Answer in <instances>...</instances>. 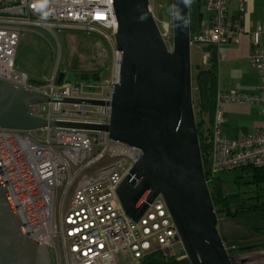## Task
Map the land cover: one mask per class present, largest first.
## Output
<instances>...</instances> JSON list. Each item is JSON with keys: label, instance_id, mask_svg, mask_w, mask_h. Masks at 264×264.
I'll return each instance as SVG.
<instances>
[{"label": "built area", "instance_id": "obj_1", "mask_svg": "<svg viewBox=\"0 0 264 264\" xmlns=\"http://www.w3.org/2000/svg\"><path fill=\"white\" fill-rule=\"evenodd\" d=\"M198 1L202 17L208 19L200 20L199 30L190 35V45L213 47L220 63L226 58L222 47L237 43V36L244 33L240 14L235 22L228 20V5L236 1L242 13V4L248 0ZM148 5L166 49L171 52V21L157 19L153 0H148ZM27 29L49 34L72 30L108 41L116 31L111 0H0V81L51 98L110 101L119 72L120 53L115 47L116 69L107 84L64 80L57 85V68L50 73L48 84L32 83L28 75L16 69L14 60L20 34ZM209 58L204 51V66ZM247 58L259 75L257 94L216 89L205 173L207 186L226 171L264 169V130L233 140L221 133L226 122L223 104H258L264 114V46L252 43ZM109 111L107 106L47 103L37 105L33 115L73 125L106 126ZM37 132L40 134L0 129V176L6 191L12 192L9 200L28 239L44 247L50 259L53 256L56 264H140L153 253L162 257L183 254L181 258H186L179 240H173L177 231L160 196L147 205L138 222L124 214L117 188L140 158L138 148L111 141L99 131L47 128ZM28 221L33 224L28 225ZM224 249L231 264H264V248L239 253L225 243Z\"/></svg>", "mask_w": 264, "mask_h": 264}, {"label": "water", "instance_id": "obj_2", "mask_svg": "<svg viewBox=\"0 0 264 264\" xmlns=\"http://www.w3.org/2000/svg\"><path fill=\"white\" fill-rule=\"evenodd\" d=\"M111 5L120 60L110 101L51 98L0 81V129L99 131L111 141L138 148L140 158L117 188L124 214L138 222L147 205L160 196L177 231L173 240H179L189 264H231L225 241L247 242L254 234L241 223L218 221L205 181L193 111L190 6L170 0L169 52L148 0H111ZM176 10L187 19L185 27L173 23ZM63 79L60 73L57 85ZM47 103L107 106L109 123L73 125L33 115L37 105ZM0 264H48L46 249L28 239L1 176Z\"/></svg>", "mask_w": 264, "mask_h": 264}, {"label": "rangeland", "instance_id": "obj_3", "mask_svg": "<svg viewBox=\"0 0 264 264\" xmlns=\"http://www.w3.org/2000/svg\"><path fill=\"white\" fill-rule=\"evenodd\" d=\"M153 1L157 19L159 21L169 20L170 0ZM263 1L251 0L249 4H243L244 15L248 16L253 12L252 15L254 16L255 13L261 12L264 7ZM9 2L13 3L15 0H9ZM163 7L167 9V15H164ZM235 7L236 5L234 6L232 3L229 10L232 11ZM98 36L72 30H62L54 34H49L41 29L24 31L20 34L16 48L15 67L18 71L28 75L31 80L37 82L57 68L59 73H65L64 80L69 81V83L76 82L79 73L96 72L99 73L102 84H107L114 75V38L105 41ZM196 48L195 45L191 46V62H194L198 57ZM30 132L40 134L37 131ZM218 178L223 183L222 189L225 193L232 192L247 197L257 189L249 183L250 173H247L246 169L239 168L226 171L219 174ZM263 189L264 183H260L258 190L261 192ZM57 198L59 202L60 191ZM175 248L178 250L179 246L177 245ZM50 261L51 264H55L53 256H51Z\"/></svg>", "mask_w": 264, "mask_h": 264}, {"label": "trees", "instance_id": "obj_4", "mask_svg": "<svg viewBox=\"0 0 264 264\" xmlns=\"http://www.w3.org/2000/svg\"><path fill=\"white\" fill-rule=\"evenodd\" d=\"M199 8L200 10L202 9L201 3L197 0H192L190 5V31L192 34L195 30L193 29V24L202 16V13L199 14ZM164 15H167V9H165ZM168 19H170V13ZM203 51H207L210 54V58L207 66H196L194 68L193 111L202 165L204 172L207 173L210 147L208 141L215 107L218 65L213 47H204ZM76 81L98 82L100 81L99 73H79ZM243 169L250 173L249 183L257 188L252 195L243 197L237 193H225L222 189L223 183L218 177L212 185H209V193L216 217L220 222L225 218L234 219L254 234L253 240L247 241L240 247L235 243H227L229 246L236 247L238 252L249 253L264 248V189L261 192L258 190V185L264 183V169L252 167ZM232 210H234L233 213ZM182 255L162 257L159 253H153L142 259L140 264H189L187 258H181Z\"/></svg>", "mask_w": 264, "mask_h": 264}, {"label": "crops", "instance_id": "obj_5", "mask_svg": "<svg viewBox=\"0 0 264 264\" xmlns=\"http://www.w3.org/2000/svg\"><path fill=\"white\" fill-rule=\"evenodd\" d=\"M250 2L251 0H248L243 4H249ZM232 3L236 7L230 11L229 6ZM200 13L201 10L199 8ZM252 13L245 16L243 8L242 13H240L239 4L236 1L228 5V20L235 22L240 14V24L244 33L237 36V43L227 44L222 47L226 58L224 61L217 63V87L225 92H236L246 95L257 94L259 75L256 69L249 64L247 57L252 50V43L260 42L264 46V7L261 12L255 13L254 16ZM206 19H208V16L203 15L202 18L193 24L195 32L199 30L200 20ZM256 32H259V36L256 35ZM203 49L201 47L196 48L198 57L194 62H191L193 72L196 66H203ZM222 114L226 122L221 129V133L229 140L251 136L264 130V114L262 107L258 104L226 103L222 105Z\"/></svg>", "mask_w": 264, "mask_h": 264}, {"label": "clouds", "instance_id": "obj_6", "mask_svg": "<svg viewBox=\"0 0 264 264\" xmlns=\"http://www.w3.org/2000/svg\"><path fill=\"white\" fill-rule=\"evenodd\" d=\"M181 3L185 6V7H189L192 3V0H181ZM176 6L173 5V9H175ZM172 18H173V23L175 24L176 27H185L187 25V19L185 18V16L179 11V10H176V11H173L172 13ZM179 21V23L177 22ZM27 30H30V31H33L34 29H27ZM26 30V31H27ZM191 31H190V35H191ZM204 66V65H203ZM63 73V72H61ZM60 73H58L59 75ZM58 79V78H57ZM64 79H65V73H64ZM64 79L62 81H64ZM37 82V81H36ZM62 83V82H61ZM60 83V84H61ZM59 84V85H60ZM47 129V128H46ZM41 130V129H40ZM35 131H38V130H35ZM28 132V131H26ZM247 168V167H246ZM253 168V167H252ZM240 169H243V168H240ZM257 169V168H256ZM204 170V169H203ZM205 174V172H204ZM208 189H209V186H208ZM219 221V220H218ZM187 258V257H186Z\"/></svg>", "mask_w": 264, "mask_h": 264}, {"label": "bare ground", "instance_id": "obj_7", "mask_svg": "<svg viewBox=\"0 0 264 264\" xmlns=\"http://www.w3.org/2000/svg\"><path fill=\"white\" fill-rule=\"evenodd\" d=\"M115 69H116V65H115L114 70ZM49 80H50V74L43 76L42 79H40L39 82H37V83L42 84V85H46V84H48ZM75 83H78V82L76 81ZM6 192H7V195H11L12 196V192H11V194L8 191H6ZM31 224H33V222L32 221H28V225H31ZM55 264H56V259H55Z\"/></svg>", "mask_w": 264, "mask_h": 264}, {"label": "flooded vegetation", "instance_id": "obj_8", "mask_svg": "<svg viewBox=\"0 0 264 264\" xmlns=\"http://www.w3.org/2000/svg\"><path fill=\"white\" fill-rule=\"evenodd\" d=\"M221 222H234V223H237L234 219H231V218H225L223 221ZM225 243H235L237 244L239 247L247 242H234V241H225ZM47 258H48V264H51L52 262L50 261L48 255H47Z\"/></svg>", "mask_w": 264, "mask_h": 264}]
</instances>
